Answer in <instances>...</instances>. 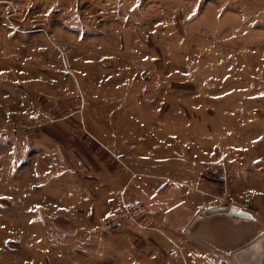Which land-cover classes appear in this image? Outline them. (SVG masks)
Here are the masks:
<instances>
[{
  "label": "rangeland",
  "instance_id": "374dc122",
  "mask_svg": "<svg viewBox=\"0 0 264 264\" xmlns=\"http://www.w3.org/2000/svg\"><path fill=\"white\" fill-rule=\"evenodd\" d=\"M175 174L264 218V0H0V264H166Z\"/></svg>",
  "mask_w": 264,
  "mask_h": 264
},
{
  "label": "crops",
  "instance_id": "0c3cea01",
  "mask_svg": "<svg viewBox=\"0 0 264 264\" xmlns=\"http://www.w3.org/2000/svg\"><path fill=\"white\" fill-rule=\"evenodd\" d=\"M176 179L180 184L166 186L170 188L165 190L167 198L154 195L149 200L151 208L147 206V213L168 236L166 264H264V218L253 215L251 209V219L224 213L197 216L202 209L217 207L207 204L209 187L195 186L196 175L192 174H177Z\"/></svg>",
  "mask_w": 264,
  "mask_h": 264
},
{
  "label": "built area",
  "instance_id": "2783aa9c",
  "mask_svg": "<svg viewBox=\"0 0 264 264\" xmlns=\"http://www.w3.org/2000/svg\"><path fill=\"white\" fill-rule=\"evenodd\" d=\"M219 182L224 181L223 173L215 176ZM220 206L225 207L227 210L249 211L247 210V203L242 199L223 191L220 197ZM203 213V212H202ZM224 214L229 215L228 211ZM197 216H205L198 214ZM123 221L130 225H134L139 229L146 230L150 226V220L145 215L144 209L138 199H132L129 202H122L116 210L106 214L100 223V228L103 231H109L118 227Z\"/></svg>",
  "mask_w": 264,
  "mask_h": 264
},
{
  "label": "water",
  "instance_id": "95a60500",
  "mask_svg": "<svg viewBox=\"0 0 264 264\" xmlns=\"http://www.w3.org/2000/svg\"><path fill=\"white\" fill-rule=\"evenodd\" d=\"M225 211H226L225 207L217 206V207H213V208H209V209L204 210L203 211V215L207 216V215H211V214H214V213H224ZM228 214L236 216V217L246 218V219H251L252 218L251 214L246 212V211H237V210L231 209V210H228ZM249 244L240 247L239 249H237L234 252L236 253L238 251H241V250L245 249ZM234 252H232L231 254H233Z\"/></svg>",
  "mask_w": 264,
  "mask_h": 264
},
{
  "label": "bare ground",
  "instance_id": "6f19581e",
  "mask_svg": "<svg viewBox=\"0 0 264 264\" xmlns=\"http://www.w3.org/2000/svg\"><path fill=\"white\" fill-rule=\"evenodd\" d=\"M225 210H226L225 212L228 211L226 208H225ZM246 212H247V211H246ZM222 214H223V213H222ZM208 216H209V215H208ZM231 216H233V215H231ZM216 218H217V217H216ZM233 218H234V217H233ZM198 220H199V219H198ZM242 220H243V219H242ZM208 222H209V221H208ZM195 223H196V222H195ZM195 223H194V224H195ZM225 223H226V222H225ZM251 250H252V249H251ZM252 254H253V253H252ZM252 254H251V255H252ZM251 255H249V257H250ZM240 261H241V260H240ZM247 262H249V261H247ZM246 264H247V263H246Z\"/></svg>",
  "mask_w": 264,
  "mask_h": 264
}]
</instances>
